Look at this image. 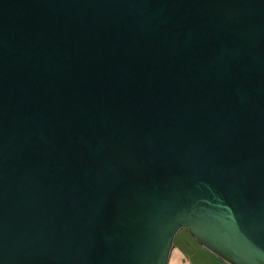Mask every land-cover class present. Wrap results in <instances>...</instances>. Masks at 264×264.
Listing matches in <instances>:
<instances>
[{
    "label": "water",
    "instance_id": "95a60500",
    "mask_svg": "<svg viewBox=\"0 0 264 264\" xmlns=\"http://www.w3.org/2000/svg\"><path fill=\"white\" fill-rule=\"evenodd\" d=\"M180 227L264 264V0H0V264H166Z\"/></svg>",
    "mask_w": 264,
    "mask_h": 264
},
{
    "label": "crops",
    "instance_id": "0c3cea01",
    "mask_svg": "<svg viewBox=\"0 0 264 264\" xmlns=\"http://www.w3.org/2000/svg\"><path fill=\"white\" fill-rule=\"evenodd\" d=\"M193 240L185 233L172 240L166 264H228Z\"/></svg>",
    "mask_w": 264,
    "mask_h": 264
},
{
    "label": "rangeland",
    "instance_id": "374dc122",
    "mask_svg": "<svg viewBox=\"0 0 264 264\" xmlns=\"http://www.w3.org/2000/svg\"><path fill=\"white\" fill-rule=\"evenodd\" d=\"M185 233V235L187 234V235H190V233L187 231V229L186 228H184V227H180V228H178L176 231H175V233H174V235H173V240L174 239H177L181 234L183 235ZM191 236V235H190ZM192 237V236H191ZM194 239V238H193ZM193 241H196L195 239L193 240ZM197 242V241H196ZM198 243V242H197ZM209 251V250H208ZM212 253V252H211ZM224 262V261H223Z\"/></svg>",
    "mask_w": 264,
    "mask_h": 264
}]
</instances>
